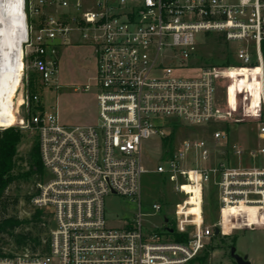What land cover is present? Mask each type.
<instances>
[{
	"label": "built area",
	"instance_id": "built-area-1",
	"mask_svg": "<svg viewBox=\"0 0 264 264\" xmlns=\"http://www.w3.org/2000/svg\"><path fill=\"white\" fill-rule=\"evenodd\" d=\"M23 10L31 65L45 86L57 80L60 46H93L98 117L66 124L58 111L33 110L41 96L29 90L13 102L17 120L0 129L36 131L47 179L33 203L48 208L51 219L47 251L0 254V264H190L217 228L225 236L235 223L264 227L257 221L264 216V0H23ZM200 33L239 41L241 64H211L182 76L193 68ZM231 67L257 69L253 111V89L244 87L235 107L226 101L224 89L233 80L218 70ZM216 121L256 122V143L231 144L228 131L217 130L212 141L195 136L171 152L166 146L164 163L154 170L177 200L155 201L154 212H143L144 139L159 134L164 141L179 123ZM212 179L220 203L214 223L205 217ZM112 193L138 202L132 220L109 223L105 198ZM168 203L173 217L164 212Z\"/></svg>",
	"mask_w": 264,
	"mask_h": 264
},
{
	"label": "rangeland",
	"instance_id": "rangeland-1",
	"mask_svg": "<svg viewBox=\"0 0 264 264\" xmlns=\"http://www.w3.org/2000/svg\"><path fill=\"white\" fill-rule=\"evenodd\" d=\"M198 40L200 41L198 50L191 59L193 68L189 67L180 71L182 76H195L200 72V68L211 64H219L221 63L219 59L228 55L231 64H241L237 57V48L241 44L239 41H232L231 44L224 39L220 41L219 34L216 33L207 35L200 33L198 34ZM23 51V74L20 75V85H18L17 95L14 97L15 105L19 97H21L22 90L25 92L29 90L37 92L41 96L40 107L33 105V110L38 108V110H43L47 113H56L58 111L60 119L70 125L97 121L96 88L93 85L94 76L97 72V60L92 45L80 41L60 46L57 80L53 84L46 86L42 82L39 73L31 65L30 50L25 40L23 41ZM218 75H225L233 80L231 85L225 86L224 96L226 101L232 107H235L239 97L238 94L243 88L241 68L221 69L218 70ZM87 84H91V88L85 89ZM259 86V80L255 76L252 86L253 102L258 100L257 92ZM26 113V107L21 105L19 108L20 116H25L27 115ZM236 113L235 111L234 115ZM13 114L15 116L14 121H16L17 115L15 111ZM12 116L10 115V117ZM226 123L228 122L216 121L197 127L185 126L180 123L176 124L172 127L169 151L179 148L182 140L186 137L204 136L212 141L213 133L217 130L228 131L231 144L236 142L249 148L256 143L259 132L256 122ZM20 129L22 140L19 143L16 156V173L29 170L32 163L31 149L38 142V136L34 129ZM214 146L215 148H220L219 146ZM167 149L168 147H166L163 137L159 134L152 135L143 141V163L148 169L142 176L141 200L142 210L145 213L154 212L152 205L155 201L165 203L163 201L166 199H172L173 202L177 200V196L171 192L169 181L165 179L163 174L154 170L158 163H164L162 156L167 154ZM216 153L219 154V149ZM46 179L47 173L44 170L42 178L34 174L28 179L20 178L16 180L10 186L8 190L10 199L17 196L18 202L15 205L11 204L7 216L17 215L19 219L28 220V222H24L22 226L18 227L17 231L30 229L34 234L39 233V227L30 222L36 207L31 202V198L29 199V196L37 193L40 184L44 183ZM173 208V205H166L164 212L173 217ZM42 209L48 210L46 207ZM105 209L109 223L117 224L119 218L132 220L135 213L138 212V202H134L120 194L112 193L105 198ZM46 214L43 219H51V216L47 218ZM159 215L161 216V213ZM219 216L218 189L212 179L206 192L205 217L208 222L214 223L219 219ZM149 218L157 221L159 216L153 215ZM240 219H245V216L240 217ZM257 221L264 226V216H260ZM44 232H41V235H44ZM231 245H235L238 254L248 255L251 264H264V227L255 229L240 223H235L230 233L225 236L221 234L212 236L200 255L190 264H238L231 255ZM7 248L10 247L7 246Z\"/></svg>",
	"mask_w": 264,
	"mask_h": 264
},
{
	"label": "trees",
	"instance_id": "trees-1",
	"mask_svg": "<svg viewBox=\"0 0 264 264\" xmlns=\"http://www.w3.org/2000/svg\"><path fill=\"white\" fill-rule=\"evenodd\" d=\"M223 39H225V36L219 34V40L221 41ZM219 60L221 61L219 64H231L229 55ZM240 68L243 88L247 87L248 89H252L257 69L248 67ZM257 102L258 100L249 105L248 110L253 111L254 105H256ZM21 140L22 132L19 127L10 126L0 129V254H12L13 252L24 250H29L30 252L41 250L44 252L48 249L50 231V219L48 217H50V213L33 203V198L38 192L29 196V199L31 198V202L36 207L30 222H33L36 227H39V233L34 234L30 229L17 231L16 229L22 226L24 222H28V220L19 219L17 215L7 216L11 204L15 205L18 202L17 196L10 199L8 193L10 186L18 179H28L34 174L42 178L44 173L38 142L31 149L32 163L29 170L20 173L15 172L16 156ZM164 143L166 146H170L171 136L166 137ZM45 214L48 219H43ZM41 232L45 234L41 235ZM7 246L10 248H7Z\"/></svg>",
	"mask_w": 264,
	"mask_h": 264
},
{
	"label": "bare ground",
	"instance_id": "bare-ground-1",
	"mask_svg": "<svg viewBox=\"0 0 264 264\" xmlns=\"http://www.w3.org/2000/svg\"><path fill=\"white\" fill-rule=\"evenodd\" d=\"M26 34L23 0H0V125L14 123L13 102L23 74Z\"/></svg>",
	"mask_w": 264,
	"mask_h": 264
},
{
	"label": "water",
	"instance_id": "water-1",
	"mask_svg": "<svg viewBox=\"0 0 264 264\" xmlns=\"http://www.w3.org/2000/svg\"><path fill=\"white\" fill-rule=\"evenodd\" d=\"M218 233H219V228L216 229V234ZM231 255L238 264H251L250 259H248V255H240L236 252L235 245H231Z\"/></svg>",
	"mask_w": 264,
	"mask_h": 264
},
{
	"label": "crops",
	"instance_id": "crops-1",
	"mask_svg": "<svg viewBox=\"0 0 264 264\" xmlns=\"http://www.w3.org/2000/svg\"><path fill=\"white\" fill-rule=\"evenodd\" d=\"M94 54H95V51H94ZM95 57H96V55H95Z\"/></svg>",
	"mask_w": 264,
	"mask_h": 264
}]
</instances>
